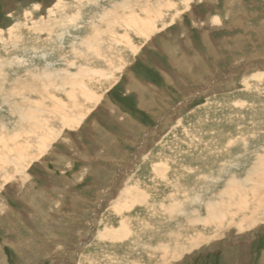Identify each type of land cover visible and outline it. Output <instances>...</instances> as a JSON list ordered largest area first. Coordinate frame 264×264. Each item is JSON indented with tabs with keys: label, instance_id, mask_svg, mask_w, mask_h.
Segmentation results:
<instances>
[{
	"label": "rangeland",
	"instance_id": "obj_1",
	"mask_svg": "<svg viewBox=\"0 0 264 264\" xmlns=\"http://www.w3.org/2000/svg\"><path fill=\"white\" fill-rule=\"evenodd\" d=\"M0 33V130L53 117L36 76L92 70L81 84L98 97L77 87L80 122L52 125L23 170L0 163V264H162L152 250L181 237L175 264H264V220L246 234L194 222L264 168V0H0ZM123 222L121 240L103 236Z\"/></svg>",
	"mask_w": 264,
	"mask_h": 264
},
{
	"label": "bare ground",
	"instance_id": "obj_2",
	"mask_svg": "<svg viewBox=\"0 0 264 264\" xmlns=\"http://www.w3.org/2000/svg\"><path fill=\"white\" fill-rule=\"evenodd\" d=\"M82 2V1H81ZM167 3V2H166ZM171 3V2H170ZM171 5V4H170ZM168 6V5H167ZM120 7V6H117ZM124 10V9H123ZM124 14V13H123ZM53 15V14H52ZM51 15V16H52ZM73 16V15H72ZM139 16V15H138ZM111 17V16H110ZM132 17V16H131ZM134 17V16H133ZM150 16L147 17V19H149ZM152 17V16H151ZM140 18V17H138ZM105 19V18H104ZM108 19V18H107ZM112 19V18H111ZM136 20L132 21V26H130V28L132 27V29H136L137 33L139 32H148L147 28H149V26L143 22L140 19H137V16L135 18ZM74 22V19H70L69 21ZM79 20V19H78ZM127 20V19H126ZM133 20V19H132ZM52 22V21H51ZM77 22V21H76ZM124 22V21H123ZM128 25V22H125ZM156 23V22H155ZM153 23V24H155ZM118 24V23H117ZM114 25V24H112ZM100 26V25H99ZM98 26V27H99ZM123 26V24H122ZM145 26V27H144ZM113 29L114 26H112ZM134 27V28H133ZM38 28V27H37ZM100 28V27H99ZM108 28V27H107ZM118 28V27H117ZM123 28V27H122ZM129 28V27H128ZM166 28V27H165ZM144 29H146L144 31ZM35 30V29H34ZM16 31V30H15ZM116 31V30H115ZM54 32V31H53ZM132 32V31H130ZM45 33V32H44ZM95 33V32H94ZM136 33V34H137ZM1 34V33H0ZM120 34V33H119ZM43 35V33H42ZM114 35H116V33H114L112 35V39L114 40ZM135 35V34H134ZM99 36V35H98ZM114 36V37H113ZM117 36V35H116ZM127 36V35H126ZM94 37V36H93ZM1 38V37H0ZM96 38V37H95ZM148 38V37H147ZM118 39V37H117ZM116 39V40H117ZM23 40V39H22ZM94 40V39H93ZM101 40V39H100ZM128 40V39H127ZM90 41V39H89ZM121 42V40H119ZM93 42V41H91ZM95 42V41H94ZM97 42V41H96ZM95 42V43H96ZM99 42V40H98ZM94 43V44H95ZM86 44V43H85ZM81 45V44H80ZM86 47V46H84ZM28 48V47H27ZM83 49V48H82ZM96 53V52H95ZM34 56V55H33ZM102 57V56H101ZM87 60V59H86ZM75 65V64H74ZM84 69V68H83ZM88 70V69H87ZM92 71V70H91ZM91 71H89L88 74H86V69L85 71H82V73H78V75H72V78H69L66 76V80L63 81V83H59V82H55L53 79V77H50L48 74H42V76L39 77H34L35 80L38 79H42L45 81L46 84H49L48 86L45 87V89H43V92L46 93V95L49 96V98L51 99L52 102V106L51 108H43L45 106H43V104H39L41 105V109L46 110V113H49L51 116L53 117H47L45 120V116L44 118H42V115H44L43 113L40 114L39 110L38 111H31V117L26 118V116L21 117L20 120L22 121V124H20L21 126L26 125L28 128V133H26L25 131V135L21 134V133H15V134H11L10 130L6 127H1L2 129L0 130V163H9V162H13L14 164L16 163L18 165V169L19 171L23 170V163L26 164L27 160H29V158L31 156H33L32 153L34 150L35 152L40 150L41 151H45L47 147H49V143L52 141H55L57 139L58 136H56L57 134L54 133L55 128L52 127V125H64V126H68L71 125L72 123L77 124V120L80 122V120L82 119V117H80L81 115L77 114L76 116V111L79 109H81V107L79 108V103L76 102V89L77 87H80L81 89H83V97H85L86 99L92 100L91 102H94V98H98L95 95V92L93 93L92 91H88V87L85 86L84 83L81 84L82 80L85 79L87 76H89L90 79V74ZM68 72V71H67ZM98 72V71H97ZM106 72V71H105ZM97 74V73H96ZM95 74V75H96ZM97 75H100L97 74ZM63 77V76H62ZM53 78V79H52ZM94 78V77H93ZM257 78V77H256ZM255 78V79H256ZM62 79V78H61ZM59 81V80H58ZM62 81V80H61ZM32 85V84H31ZM40 85V84H38ZM52 85L54 86L55 89L59 90L61 89L62 91V95L64 96L65 100L62 101L61 99L59 100V98H57V95L55 94V89H53L52 91H50V89L52 88ZM59 87V89H58ZM33 88V87H32ZM34 89V88H33ZM47 89V90H46ZM32 90V89H31ZM56 90V91H57ZM58 92V91H57ZM47 99V98H46ZM26 100V99H25ZM28 100V99H27ZM78 100V98H77ZM87 100V101H89ZM38 101V100H37ZM43 101V100H42ZM45 101V100H44ZM42 103V102H41ZM20 105V104H19ZM98 106V105H97ZM31 108V106H30ZM33 108V107H32ZM37 109V108H36ZM26 111V109H25ZM83 111V110H82ZM43 112V110H42ZM80 112V111H79ZM27 113V112H26ZM25 113V114H26ZM73 114V116L75 117H70V114ZM83 114V112H82ZM85 114V113H84ZM88 114V113H87ZM27 115V114H26ZM29 115V114H28ZM98 123V122H97ZM74 124V125H75ZM96 124V123H95ZM80 125V124H79ZM96 127V126H95ZM26 128V127H24ZM23 128V129H24ZM62 128V127H61ZM79 128V127H78ZM4 129L8 132H5ZM22 130V129H21ZM78 130V129H77ZM5 133V134H4ZM24 133V132H23ZM62 134V132H61ZM50 137V138H49ZM52 137V139H51ZM50 139V140H49ZM54 143V142H53ZM91 148V147H90ZM40 152V151H39ZM42 154V153H41ZM42 156H40L41 158ZM114 162V161H113ZM5 164V165H6ZM13 165V164H12ZM27 165V164H26ZM2 167V166H1ZM31 167V166H30ZM14 168V167H13ZM29 168V167H28ZM260 169V168H257ZM255 169V171H251V173L249 174V176H247V178L244 181H239L237 178H235L231 183H229L227 185V189H223L225 190L224 192V197L225 200H228L229 202L232 201H236L234 204L230 203L229 206L226 208V210H221L219 208L220 204L223 203H215L212 204V202L209 204V207H207V216L208 218L206 219H199V220H195L194 222H200V223H204L206 226L209 225H215V227H219L220 231L223 230H229L228 232H230L231 230H233L235 233H247L249 232L252 228H255L257 226V221H261L264 220V218H261L262 216L264 217V212L261 213L260 209H262L264 211V185L258 186L255 183H259V182H255V179L258 178H262L264 177V168L263 170H257ZM7 170V169H6ZM157 170V169H156ZM14 171V170H13ZM25 171V170H24ZM9 172V171H7ZM1 173V172H0ZM65 173V172H64ZM11 176V175H10ZM9 176V177H10ZM30 178V177H29ZM257 179V180H258ZM10 181V179H9ZM262 183V182H261ZM250 184H253L252 187L250 186ZM25 185V184H24ZM257 186V187H255ZM73 189V188H72ZM138 189V188H137ZM139 190V189H138ZM222 190V189H221ZM58 193V192H57ZM222 193V191H221ZM142 194V193H141ZM146 195V194H144ZM214 195V194H213ZM144 196L142 195V198ZM215 197V195H214ZM198 198V197H197ZM132 200V199H131ZM145 200V198H144ZM213 200V199H212ZM136 204H142L143 201L142 199L136 198ZM135 204V203H134ZM133 205V204H132ZM131 206V205H130ZM207 206V205H205ZM125 207V206H124ZM132 207V206H131ZM131 207H125L127 210ZM124 208V209H125ZM121 208V210H119L120 213H122V211L124 210ZM200 211V210H199ZM125 212V211H124ZM196 212V211H195ZM193 213V212H192ZM259 213H261L259 215ZM200 214V213H199ZM189 215V214H188ZM187 215V216H188ZM194 215V214H193ZM196 215V214H195ZM255 215L259 216V220L255 219ZM60 216V215H59ZM190 216V215H189ZM201 217V216H200ZM198 218V217H197ZM196 218V219H197ZM203 218V217H202ZM192 221V220H191ZM238 221V222H237ZM193 222V221H192ZM259 223V222H258ZM124 222L122 223L123 228L120 229L119 231L116 230H107L105 231V233L103 234V236L106 238H110L111 240L113 239H117V240H121L122 238H120V234H124L126 235L128 231H126V227L124 226ZM262 225L264 224V222L261 223ZM191 227V226H189ZM192 227H194L192 225ZM260 229V228H259ZM190 230V229H189ZM206 230V229H205ZM227 233V232H225ZM220 234V233H219ZM240 235L239 237H245L247 235ZM173 234L170 236V240L173 238ZM180 236V234H179ZM201 237V236H200ZM226 235H219L217 237V239H221V238H226ZM183 238V237H181ZM181 238H177L175 241L174 246H170V243H160L158 245V247L154 248L152 250L153 253H159L160 256V261L158 263L161 262L162 260V264H168V262H170V260H172L174 262V264L176 263L175 260H178L180 258H182V256L179 257V255L183 252L185 253L187 256L190 255L188 251V249H183L181 248L180 245V239ZM228 238V237H227ZM205 239V241L209 240V238H202ZM201 239H192L191 242H189V244H191V249H193L195 247V245H197L199 243ZM227 240V239H226ZM229 240V238H228ZM235 240V239H234ZM244 240V239H243ZM250 240V239H249ZM204 241V242H205ZM237 241V239H236ZM210 243V242H208ZM240 243V242H239ZM253 244V243H252ZM86 246V244H85ZM149 246V245H148ZM147 248V247H146ZM257 249V248H256ZM25 250V249H24ZM248 251V250H247ZM193 254V253H192ZM158 255V254H157ZM157 255H150L151 258L153 257H157ZM192 256V255H191ZM144 258V257H143ZM183 259V258H182ZM188 260V259H187ZM182 261V260H181ZM151 262V261H150ZM172 262V263H173ZM183 263V262H182Z\"/></svg>",
	"mask_w": 264,
	"mask_h": 264
}]
</instances>
